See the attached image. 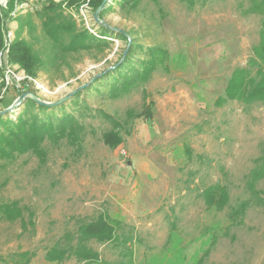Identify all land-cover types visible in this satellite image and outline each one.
<instances>
[{
  "label": "rangeland",
  "instance_id": "obj_1",
  "mask_svg": "<svg viewBox=\"0 0 264 264\" xmlns=\"http://www.w3.org/2000/svg\"><path fill=\"white\" fill-rule=\"evenodd\" d=\"M55 1L79 27L112 44L103 52L73 54L62 70L36 76L13 63L34 80L21 83L46 101L62 98L120 63L131 44V38L101 32L88 0L71 7ZM250 3L207 0L190 7L184 0H143L134 9L115 5L104 21L129 31L144 47L165 48L166 65L159 64L146 81L119 97H109L105 87L85 92L92 111L82 118L86 131L80 148L65 140L47 141L43 164L34 153L0 161V202L18 200L34 214V225L25 227L19 220L0 221V264H58L45 259L47 249L74 232L79 220L100 214L118 224L120 234L116 244L91 242L100 264H264V204L252 192L255 186L264 199V177L252 183L264 156V100L218 103L236 69L255 75L258 68L250 60H259L255 49L263 19L247 10ZM7 20L5 31L13 41L18 22ZM34 23L37 39L28 27L20 33L42 50L47 40L40 20ZM5 48L4 37L0 51ZM5 79L0 73V92ZM18 94L17 87H10L0 99L1 110ZM15 110L10 117L21 108ZM99 110L124 126L123 141L115 148L102 138L112 125ZM212 184L226 186L232 208L251 201L243 219L233 223L231 208L206 205L202 191ZM25 219H30L27 211ZM130 234L132 240L124 245ZM22 251L31 252L29 260L18 256ZM62 264L83 263L70 257Z\"/></svg>",
  "mask_w": 264,
  "mask_h": 264
},
{
  "label": "trees",
  "instance_id": "obj_2",
  "mask_svg": "<svg viewBox=\"0 0 264 264\" xmlns=\"http://www.w3.org/2000/svg\"><path fill=\"white\" fill-rule=\"evenodd\" d=\"M26 1L9 0L7 8L0 7V50L4 46L7 19L17 20L16 31L21 32L24 27H28L31 38L37 39L34 18H38L44 38L47 40L46 46L42 50H36L34 43L22 37L19 32L15 33V38L9 49V61L22 66L29 75L36 76L42 70L50 73L53 68L58 71L62 70L63 65L68 63L67 58L73 54L93 50L103 52L111 47L110 40L90 34L86 27H79L74 17L65 12L62 2L41 0L39 7L34 12L28 11L13 17L11 13L15 9L16 2ZM64 1L69 7L79 6L82 2H86V0ZM88 1L94 12L103 2V0ZM142 1L110 0L99 13V17L104 20L105 16L115 8V5L121 9H134ZM184 1L188 6L193 7L197 3H205L207 0ZM247 10L262 15L263 19L260 45L255 49V54L260 61L255 58L250 60V63L258 64V68L255 75H251L246 68L236 69L225 88V95L218 97L219 104H224L227 99H238L244 102L264 100V0H251ZM100 26L104 35L128 39L123 31H114L101 24ZM126 32L131 38V44L128 46V52L124 55V59L84 90L54 107L39 105L31 99H26L16 107L21 110L15 117H10V113L0 117V161H12L20 154L34 153L43 164L47 158V147L45 146L47 141L57 144L65 140L70 145L80 148L86 131V125L82 118L91 115L87 111H92L83 96L85 92L93 89L100 91L101 87H105L106 94L116 98L128 93L140 82L146 81L159 64L166 65L168 51L165 48L158 45L144 47L131 37L129 31ZM140 53L145 56H139ZM12 102L8 103L5 108ZM68 106H71L72 110H67ZM14 111L16 110L14 109ZM98 112H101L112 125L102 133L105 144L111 148L117 147L123 141L121 134L124 126L111 114L103 110ZM259 162L260 165L253 170V184L264 177V156ZM252 192L256 195V202L264 204V199L255 186H253ZM202 197L208 207H215L218 211L223 210L226 206L231 208L230 219L233 223L243 219L251 205V201H245L240 203L239 207L232 208L228 189L219 184L206 187L202 191ZM26 211L30 217L28 220L25 219ZM33 217V212L25 205H21L18 200L0 202V221L15 222L19 220L22 227H25L27 222L34 225ZM78 222L74 232L65 233L47 249L45 259L48 262L62 264L70 257H75L79 263L100 264L101 255L91 245V242L116 244L120 241V234L117 232L118 224L110 222L106 215L100 214L95 219H82ZM130 235L122 240L124 245H128L132 240V234ZM129 253L131 255L132 250H129ZM18 256L29 260L31 252L22 251L18 253Z\"/></svg>",
  "mask_w": 264,
  "mask_h": 264
},
{
  "label": "built area",
  "instance_id": "obj_3",
  "mask_svg": "<svg viewBox=\"0 0 264 264\" xmlns=\"http://www.w3.org/2000/svg\"><path fill=\"white\" fill-rule=\"evenodd\" d=\"M9 0H0V7L7 8ZM41 0H27L26 2H16L15 9L11 13L13 17L17 16L18 14H24L28 11L34 12L38 7ZM91 32H93L95 35H98L94 32V30L91 28V26H87ZM5 38H6V48L0 51V73L4 77V82L2 84L3 88L0 92V99L3 98V96L9 91V88L12 86L17 87L19 89L20 95L26 91H31L26 88L24 84L21 82L27 78H30L32 81H34L31 76L27 75L26 73H22L20 71L19 67L17 65H14L8 60L9 56V49L11 45L10 36L7 37V30L5 32ZM18 94V96H20ZM2 107L0 106V110Z\"/></svg>",
  "mask_w": 264,
  "mask_h": 264
},
{
  "label": "water",
  "instance_id": "obj_4",
  "mask_svg": "<svg viewBox=\"0 0 264 264\" xmlns=\"http://www.w3.org/2000/svg\"><path fill=\"white\" fill-rule=\"evenodd\" d=\"M110 0H103L102 4L99 6V8L95 11L94 13V19L98 24L104 25L107 28L114 30V31H123L128 38L129 34L120 29V28H116L113 27L109 24H107L103 19H101L99 17V13L101 12V10L108 4ZM129 42L131 43V39L129 40ZM126 54V53H125ZM119 63L115 64L114 66H110L108 67L104 72H101L99 74H97L96 76H94L93 78H91L90 81L78 86L77 88H75L74 90H72L71 92H69L68 94H66L65 96H63L62 98L56 100V101H46L44 99H42L40 96H38L35 92L33 91H26L24 93H22L16 100L15 102L11 105L8 106L7 108H4L3 110H0V117L6 115L7 113H11L14 111V109H16V107L20 104H22L26 99H31L33 101H35L37 104L39 105H43V106H47V107H54L57 105H60L61 103L67 101L69 98H71L72 96H74L75 94H77L79 91L84 90L86 87H88L90 84H92L97 78L101 77L105 72L113 69L115 66H117Z\"/></svg>",
  "mask_w": 264,
  "mask_h": 264
}]
</instances>
